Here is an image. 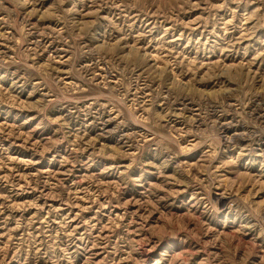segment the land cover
Instances as JSON below:
<instances>
[{
  "label": "rangeland",
  "instance_id": "obj_1",
  "mask_svg": "<svg viewBox=\"0 0 264 264\" xmlns=\"http://www.w3.org/2000/svg\"><path fill=\"white\" fill-rule=\"evenodd\" d=\"M0 264H264V0H0Z\"/></svg>",
  "mask_w": 264,
  "mask_h": 264
}]
</instances>
